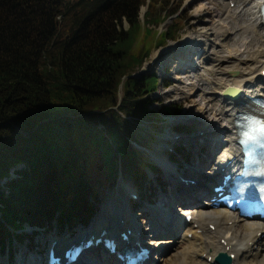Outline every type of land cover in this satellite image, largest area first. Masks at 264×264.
Segmentation results:
<instances>
[{"label": "trees", "instance_id": "trees-1", "mask_svg": "<svg viewBox=\"0 0 264 264\" xmlns=\"http://www.w3.org/2000/svg\"><path fill=\"white\" fill-rule=\"evenodd\" d=\"M176 13L165 0H0L1 253L37 246L27 226L87 224L119 175L144 200L158 169L133 146L135 124L177 110L140 72L174 39Z\"/></svg>", "mask_w": 264, "mask_h": 264}, {"label": "bare ground", "instance_id": "bare-ground-1", "mask_svg": "<svg viewBox=\"0 0 264 264\" xmlns=\"http://www.w3.org/2000/svg\"><path fill=\"white\" fill-rule=\"evenodd\" d=\"M214 2L220 15V21L217 24L219 32L213 33L216 36L215 41L212 42L215 47H218L219 53L215 52L217 53L215 55L212 51V56L205 60L203 66L199 67L194 66L190 59L181 57L176 69H178L177 73L180 71L194 73L192 78L196 81V85L192 82L191 84L181 82L185 91L181 88L179 92H183L186 101L192 100L195 94L189 90L191 85L197 89V94L205 93L208 101L197 109L201 115L210 116L211 121L214 124H220V127L215 129L216 132L213 131L215 134L198 135L201 141L195 142L194 145L195 164L190 166L187 163L183 164L182 171L189 179L187 183L178 180L181 173L176 166L168 163L162 155L161 160L153 156V161L164 169H162V178L159 183H156L159 185L158 194L156 195L155 190L149 192L151 196L156 195L155 206L144 207L151 212L147 218V225L152 237L146 238V241L142 243L151 251H157L161 245L171 241L172 238L179 244L183 243L184 248L175 252L169 264H213L214 257L220 251L234 254L231 264H264V225L260 221L241 220L233 212L214 208L210 202L209 206L208 203L202 204L198 199L199 197L207 199L211 196L209 186L211 182L213 184L215 176L220 171H230L239 156L236 146V129L233 125L236 113L242 110L248 111L252 106L251 98L264 96V77L262 76L264 71V22L260 15L262 0H214ZM194 45L184 49L197 55L198 51ZM230 46H237V48L231 47L230 49ZM174 51L164 52L160 57L173 56ZM186 76L190 77L188 73L183 74V77ZM230 86L241 89L243 92L238 99L233 100L231 96L237 95L240 91L237 94L225 93ZM194 105L195 103H192V106ZM212 130H210L211 133ZM221 134L222 139L218 140L217 136ZM163 147L161 144H156V152L160 153ZM204 150L206 156L202 159L200 152ZM211 161L212 163L209 164ZM201 165L205 167L209 165L203 174H209L210 177L206 178L202 172L200 173L199 166ZM214 168H216L215 171ZM165 185L167 189L163 188ZM176 188L179 189L178 192L175 191ZM181 192L186 194L183 195ZM171 199L172 202H170ZM121 202L123 208L118 210L116 206V208L110 206L109 209L112 208L109 218L105 222L101 221L95 230L98 233L105 230L111 238L115 236L118 242V234L129 227L134 236L140 235V238H144L145 231L130 215L127 201ZM171 203H175L176 210H180L182 206V210L187 212H181V214H189L191 219L189 221L176 219L169 210ZM147 210L142 212L145 214ZM120 220L122 223L119 222ZM120 226L123 228L121 229ZM180 227H185L182 234L178 233ZM189 233L190 238L187 237ZM166 234H170L168 239L165 237ZM155 236L161 237L154 238ZM58 240L60 239L55 237L53 241L58 244ZM59 242L64 243L61 240ZM226 247L229 248L227 251ZM97 248L110 258H115L114 254H109L101 245ZM20 250H18L19 254L22 253ZM99 255L98 252L87 255V259L82 260L80 264H111ZM37 263L38 260L32 258L28 264ZM12 264L18 263L14 260Z\"/></svg>", "mask_w": 264, "mask_h": 264}, {"label": "rangeland", "instance_id": "rangeland-1", "mask_svg": "<svg viewBox=\"0 0 264 264\" xmlns=\"http://www.w3.org/2000/svg\"><path fill=\"white\" fill-rule=\"evenodd\" d=\"M165 1L166 3H170V10L177 11L175 19L178 21L177 24L179 26V30L174 35V39L167 41L164 45L158 47H154L152 45L150 46L148 56L142 66L140 74H142L143 76H149L150 74L156 75L159 85L151 96L155 100H158L163 104L173 106L174 109L177 110V115L165 116L162 114L160 117H155L149 122H136L134 135L139 144L137 145L136 143H133V146L142 151L144 156L150 162H155L151 161L154 160L153 156L154 158L161 160L162 155L168 163L172 164V166H178V169L181 172V166L183 167L184 163L189 164V166L195 164V158L193 156L195 150L194 145L195 142L201 141L198 135L202 133L208 135L215 134V129L219 128L220 124H214L211 121L210 116L208 117L207 115V117H205V115H201L199 109H197L199 106H204L202 104L208 101L205 93L203 94L202 92H199L197 94V89L193 87V85H191L189 90H191V92H194L195 94L193 95L192 100H185V95L183 94V92L180 93L181 88L185 91L183 85L181 86V82L187 84H191L190 82H192L196 85V81L192 78L194 73L188 71L186 73H188L190 77H183V74L186 73H182L181 71L180 73H177L178 69H176V65L179 61H181V57H186L187 59H190L194 66H203L205 60L212 56V51L215 55L219 53L218 47H215L213 45L214 42L212 41H215L216 36L213 35V33L215 31L219 32L217 24L220 21V15L218 13V9L214 0ZM141 10L143 12L144 8H141ZM167 24V22H164L160 26V29ZM190 45L196 46V49L198 51L197 55H194L193 53L185 50L187 49L186 47L189 48ZM231 47L233 49L237 48V46H230L229 48L231 49ZM176 48H178L179 50L176 51ZM173 51L175 52L173 56L164 55L160 57V55L164 52L172 53ZM231 75H233V73H231ZM200 97L203 98L202 101H200ZM192 103H195V105L192 106ZM159 104L160 103H156L153 105L155 110L159 109ZM216 116L217 115H215V117ZM180 126L185 127L187 130H189V132L186 133L175 130L176 127ZM211 129H213L212 133L210 131ZM213 131L215 132L213 133ZM222 136V134L218 135V140L222 139ZM165 138H167V141H164ZM156 144H161L162 147L164 146L160 153L156 152ZM172 145H182L183 147V154L180 156L177 155L174 159L175 162L170 161L167 156L168 152H170L171 150ZM205 152L206 151L204 150L200 152V154L203 155L205 154ZM181 156L186 158V160L184 158H181ZM155 163L157 164V162ZM205 169V166H199L200 173L202 172L203 174V171H205ZM181 175L185 178H188L185 173H182ZM205 175L206 174L204 173L203 176ZM156 177L162 178V173L159 172V176H157V173H153L152 176L149 177V182H154ZM147 183L148 182H146L145 184L146 186ZM111 185L106 186L105 188L100 190L98 209L87 225L85 224L84 226H81L76 224V226L63 227L61 229H59L58 226H54V228L44 227L35 229L27 227L25 230H27L28 232H35L34 234H32L34 236V240L38 244L40 243L41 246L37 247L36 250L30 249L31 251H27L25 244H14L11 252L12 260L11 256H9L8 251L2 254L0 252V264H12L14 260H16L18 264H28L29 260H31L32 258L38 260L37 264H42V262L44 261V252L55 237L57 239H62L61 241L64 242V240L67 241L73 238L79 232L97 229L101 224V221H107V219L109 218L110 209L112 207L116 206L117 208H115L118 210L119 208H123L121 202L123 200L127 201L130 215L137 223H139L140 228L144 229L145 231V236L144 238H142V241H146V238L152 237V234L148 232L149 226L147 225V218L151 215V212L144 207L155 206V203L157 202L155 196L158 194L159 185L156 183L154 184L156 195L151 196L148 193V196L146 195L145 200L142 201H139V199L137 198H130V195L132 193H137L138 190L136 189L137 187H135L131 183L129 178L119 176L117 180ZM163 188L167 189V186L165 185ZM198 199L202 204L207 203V201L203 198L199 197ZM172 201L173 200L171 199L170 202ZM171 204L172 205L169 209L170 213L174 217H176V219L182 220L179 217L180 212L175 209V203ZM110 206L112 207L109 209ZM144 210H147V213L144 214L142 212ZM182 232V230L178 231V233L180 234H182ZM168 235L170 234H166V239H168ZM159 237L161 236H155L154 238ZM182 248H184V244H179L175 240L173 241L172 238L171 241L161 245V248L157 249V251L149 250L150 254L148 262H151L153 264H169L174 258L175 252L181 251ZM19 249H21V254H19L18 252ZM94 253H96V251H94ZM98 254H100L102 257V253L98 252ZM85 258L87 259V256H83L82 260H86ZM105 259L110 261L108 258ZM110 262L111 264H114L113 260H111Z\"/></svg>", "mask_w": 264, "mask_h": 264}, {"label": "snow or ice", "instance_id": "snow-or-ice-1", "mask_svg": "<svg viewBox=\"0 0 264 264\" xmlns=\"http://www.w3.org/2000/svg\"><path fill=\"white\" fill-rule=\"evenodd\" d=\"M248 142L264 144V120L248 119L246 130L243 132L242 143Z\"/></svg>", "mask_w": 264, "mask_h": 264}, {"label": "water", "instance_id": "water-1", "mask_svg": "<svg viewBox=\"0 0 264 264\" xmlns=\"http://www.w3.org/2000/svg\"><path fill=\"white\" fill-rule=\"evenodd\" d=\"M215 261H216V264H229L227 257L220 253L216 256Z\"/></svg>", "mask_w": 264, "mask_h": 264}]
</instances>
